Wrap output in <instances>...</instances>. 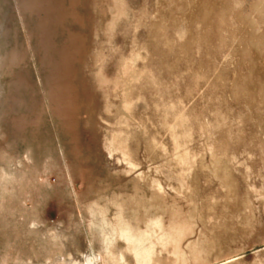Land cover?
<instances>
[{
  "label": "rangeland",
  "instance_id": "374dc122",
  "mask_svg": "<svg viewBox=\"0 0 264 264\" xmlns=\"http://www.w3.org/2000/svg\"><path fill=\"white\" fill-rule=\"evenodd\" d=\"M0 264H264V0H0Z\"/></svg>",
  "mask_w": 264,
  "mask_h": 264
}]
</instances>
